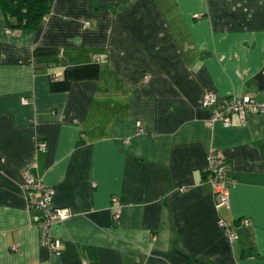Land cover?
Returning a JSON list of instances; mask_svg holds the SVG:
<instances>
[{
    "label": "crops",
    "instance_id": "1",
    "mask_svg": "<svg viewBox=\"0 0 264 264\" xmlns=\"http://www.w3.org/2000/svg\"><path fill=\"white\" fill-rule=\"evenodd\" d=\"M15 23L0 3V264H264V113L211 126L202 105L264 102V0H53ZM211 150L236 179L227 206ZM27 170L72 212L59 257ZM243 217L230 241L219 220Z\"/></svg>",
    "mask_w": 264,
    "mask_h": 264
},
{
    "label": "built area",
    "instance_id": "2",
    "mask_svg": "<svg viewBox=\"0 0 264 264\" xmlns=\"http://www.w3.org/2000/svg\"><path fill=\"white\" fill-rule=\"evenodd\" d=\"M60 75L59 72L54 73L56 78ZM202 105L212 111L208 120V124L211 126L216 122L222 123L225 127L230 126L233 113H236L244 124L247 122L248 114L264 113V102L257 101L249 94L221 97L216 92L209 90L202 97ZM138 125L139 132L144 133L145 128L140 123ZM46 148L45 141L39 142L38 149L40 151H44ZM24 177V190L29 206L42 212V217L38 222V227L41 230V243L47 246L56 257H59L62 255V246L54 234V226L58 221L70 218L72 212L68 207L55 206V189L44 183L31 170H27ZM206 180L211 183L213 191L218 197L217 207L229 205L230 189L235 185L236 179L232 175L227 160L212 150L207 155ZM114 202H116V198H114ZM115 217H118V213H115ZM251 224V219L247 217L239 219L237 223H230L223 218L219 220V226L230 241L239 239V228L249 227Z\"/></svg>",
    "mask_w": 264,
    "mask_h": 264
},
{
    "label": "trees",
    "instance_id": "3",
    "mask_svg": "<svg viewBox=\"0 0 264 264\" xmlns=\"http://www.w3.org/2000/svg\"><path fill=\"white\" fill-rule=\"evenodd\" d=\"M6 14L16 18V26L37 27L49 13L53 0H0Z\"/></svg>",
    "mask_w": 264,
    "mask_h": 264
}]
</instances>
